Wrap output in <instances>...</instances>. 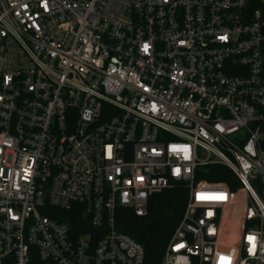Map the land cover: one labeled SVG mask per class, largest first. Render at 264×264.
<instances>
[{"label":"built area","instance_id":"1","mask_svg":"<svg viewBox=\"0 0 264 264\" xmlns=\"http://www.w3.org/2000/svg\"><path fill=\"white\" fill-rule=\"evenodd\" d=\"M263 125L264 0H0V264H145L175 182L163 264H264Z\"/></svg>","mask_w":264,"mask_h":264},{"label":"trees","instance_id":"2","mask_svg":"<svg viewBox=\"0 0 264 264\" xmlns=\"http://www.w3.org/2000/svg\"><path fill=\"white\" fill-rule=\"evenodd\" d=\"M262 130L264 132V125ZM262 149L264 150V140ZM204 177L210 181L229 183L233 190L239 188L233 172L222 165L212 166ZM188 199L189 193L184 185L175 182L163 192L149 198L148 214L145 217L136 216L130 208L118 209L120 230L144 247L145 264H163L167 245L184 215Z\"/></svg>","mask_w":264,"mask_h":264}]
</instances>
